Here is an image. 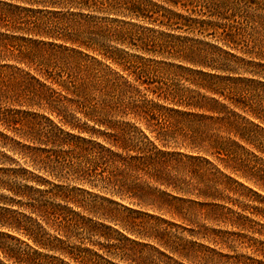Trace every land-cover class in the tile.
<instances>
[{"label": "trees", "instance_id": "16d2710c", "mask_svg": "<svg viewBox=\"0 0 264 264\" xmlns=\"http://www.w3.org/2000/svg\"><path fill=\"white\" fill-rule=\"evenodd\" d=\"M134 20L221 29L223 46ZM259 85L264 0H0V189L13 196L0 198V226L45 250L44 264H106L86 246L110 230L84 214L105 200L91 190L138 204L174 190L237 207L196 201L232 227L213 229L215 243L252 250L215 264H264Z\"/></svg>", "mask_w": 264, "mask_h": 264}, {"label": "rangeland", "instance_id": "374dc122", "mask_svg": "<svg viewBox=\"0 0 264 264\" xmlns=\"http://www.w3.org/2000/svg\"><path fill=\"white\" fill-rule=\"evenodd\" d=\"M182 13L190 15L187 12L182 11ZM133 22L155 30V34L169 32L174 36L184 38L173 40V42L181 41L184 44H194L204 48L210 45L223 46L220 39L223 37L221 29L215 31L207 27V29H201L203 33L195 29L194 31H169L157 25L136 20ZM211 31H215V33L211 34ZM131 52L136 53L134 50H131ZM234 52L246 60L250 59V55L243 53L242 50H234ZM140 55L149 59L162 60L160 57L152 55ZM164 61L174 64L182 63L169 58ZM182 64L192 67L187 63ZM180 82L182 86L193 88L183 80ZM258 87V91L263 92L264 95V86L259 85ZM148 98H153V95H149ZM153 99L158 104L174 107L169 101L164 102L156 98ZM159 147L161 146L159 145ZM13 157L20 165H24V159L19 158L17 155ZM29 169L31 170V168ZM33 174L41 175L36 171ZM163 189L161 188V190ZM167 191H170L176 197L164 196L153 200L150 198L147 204H138L125 197H119L97 189L91 190L99 197H104L105 200L96 199L98 203H102V208L98 209L95 217L93 214H84L92 217L95 222L110 227V230H104L108 238L103 235L94 236L91 239L94 245L87 243L86 246L104 257L106 264H215L219 260L217 252L229 255H249L252 253V250L246 247L247 244L242 246L230 241L233 250L215 243L213 240H219V237L212 234L213 229L227 231L231 230L232 227L210 219L211 217L209 218L206 212L207 209L209 211V208H201L196 201L221 204L233 209H237L236 206L219 200H205L194 194H181L174 190ZM4 197L13 196L8 190L0 189V198ZM0 206L5 205L0 202ZM204 228H207V230L205 231ZM258 239L264 242L263 238L259 237ZM158 240L166 245H161ZM38 251L42 255L47 254L45 250L35 246L26 236L0 226V264H37L39 261L44 260L37 254ZM23 261L26 262L23 263ZM41 264H44V262H41Z\"/></svg>", "mask_w": 264, "mask_h": 264}]
</instances>
